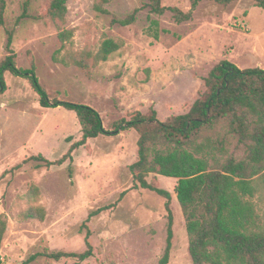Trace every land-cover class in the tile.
Wrapping results in <instances>:
<instances>
[{
    "label": "rangeland",
    "instance_id": "1",
    "mask_svg": "<svg viewBox=\"0 0 264 264\" xmlns=\"http://www.w3.org/2000/svg\"><path fill=\"white\" fill-rule=\"evenodd\" d=\"M100 1L101 9L96 8ZM148 0H68L64 28L73 29L63 49L58 30L47 18L43 0H5L0 26V62L10 48L17 67H34L50 99L86 104L97 110L106 130L122 118L150 109L163 121L185 113L204 91V78L227 60L239 68L264 69V9L253 0L228 5L201 1L191 19L177 22L170 10L149 11ZM187 12L191 0H162ZM29 17H22L24 6ZM134 12L129 25L113 22ZM120 43L118 51L89 70L53 59L55 51L96 52L102 41ZM0 93V214L7 219L0 264H24L37 252H82L85 235L92 254L80 264H158L167 230L166 199L133 187L128 166L137 159L138 133L119 129L87 140L60 165L36 167L25 161L41 154L57 160L81 137L73 111L42 107L29 81L4 73ZM239 157L245 155L240 148ZM147 181L170 193L172 246L167 264H193L174 187L176 178L149 174ZM124 192L123 195L121 193ZM264 223V197L252 198ZM45 210L43 220H22L27 206ZM36 257L25 264H73Z\"/></svg>",
    "mask_w": 264,
    "mask_h": 264
},
{
    "label": "trees",
    "instance_id": "2",
    "mask_svg": "<svg viewBox=\"0 0 264 264\" xmlns=\"http://www.w3.org/2000/svg\"><path fill=\"white\" fill-rule=\"evenodd\" d=\"M49 19L57 28V37L63 49L71 42L73 29L64 28L68 0H43ZM162 0H148L146 6L155 14L170 10L177 22L191 19L192 12L201 1L228 5L235 0H191V8L184 12L177 7H166ZM264 9V0H253ZM100 1L96 4L101 9ZM5 0H0V26L4 23ZM22 17H29L26 4ZM113 22L129 25L134 12ZM0 62V93L6 89L4 73L26 78L38 95L42 107H57L73 111L79 121L81 137L71 144L69 151L57 160H48L41 154L32 155L36 167L60 165L71 151L86 144L90 138L113 134L119 129L132 128L138 133L137 159L128 166L133 187L156 192L166 199V243L158 264H167L172 246V213L170 193L147 181L149 174L176 178L174 192L182 211L188 237V254L193 264H264V223L259 221L255 204L257 194L264 197V69H241L234 63L221 60L203 79L205 89L183 114L171 115L161 121L156 111H135L126 120H119L113 130H106L97 110L67 100L50 99L40 84L34 67H17L10 46ZM120 43L112 38L102 41L96 52L55 51L53 59L66 66L89 70L100 61H106L119 50ZM244 148L245 155L238 151ZM124 192L121 193L123 195ZM45 210L40 206H27L18 217L22 220H43ZM7 219L0 214V249L6 231ZM86 249L82 252L43 251L30 255L29 263L42 256L55 261L74 258L73 264L92 254L88 232Z\"/></svg>",
    "mask_w": 264,
    "mask_h": 264
}]
</instances>
